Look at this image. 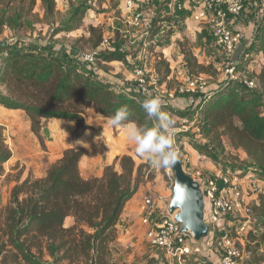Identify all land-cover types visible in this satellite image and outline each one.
<instances>
[{
  "label": "trees",
  "instance_id": "trees-1",
  "mask_svg": "<svg viewBox=\"0 0 264 264\" xmlns=\"http://www.w3.org/2000/svg\"><path fill=\"white\" fill-rule=\"evenodd\" d=\"M61 1L63 12L57 0H0V107L25 113L43 151L40 131L47 120L74 122L77 132H82L88 128L84 116L89 106L107 119L127 106L131 121L151 127L155 121L147 118L142 103L152 95L140 94L134 83L117 86L115 78L99 66L128 56L124 39L115 36L109 49L96 51L103 45L104 30L89 24L88 52H95L90 63L82 60L85 52L75 45L68 48L55 39L78 28L94 5L107 0ZM37 4L41 13L35 11ZM38 22L48 26L47 35H26ZM169 22V18H153L136 49L140 52L146 43V49L156 57L153 71L157 82L166 87L172 81L170 65L162 52L155 51L162 36L155 44L151 41L172 32ZM178 49L185 75H212V66L199 63L185 41L178 42ZM253 54L258 55L256 61ZM238 57L237 73L252 61L258 68L250 78L253 88L247 90L225 77L206 86L195 104L188 105L180 95L169 102L161 100L162 110L181 118L192 117L193 126L176 130L175 137H191L195 127V134L205 142L193 144V148L218 167L228 168L220 162L225 144L243 151L245 160L240 167L243 172H253L261 183L251 206L259 235L250 233L246 238L248 258L244 264H264V16L257 22L254 40ZM4 128L0 124V176L13 185L7 202L0 207V264H127L115 257L116 224L125 204L147 179L150 165L122 154L103 168L101 176L83 178L78 161L86 150L72 147L55 162L44 156L39 177L18 163L5 172L3 165L12 152Z\"/></svg>",
  "mask_w": 264,
  "mask_h": 264
},
{
  "label": "rangeland",
  "instance_id": "rangeland-1",
  "mask_svg": "<svg viewBox=\"0 0 264 264\" xmlns=\"http://www.w3.org/2000/svg\"><path fill=\"white\" fill-rule=\"evenodd\" d=\"M145 1H147L146 5H143V3L140 5L137 1L134 4L133 13L140 14V24L138 26H133L130 22H128V19L130 21V18H127L129 14L122 10L123 0H107L100 5H94L92 12L84 16L83 21L80 26H78V28L69 32L60 33L55 36V39L60 41L68 48H71V46L75 45L74 47L77 50L81 52H88L91 50L89 44L87 43V38L89 36L87 27L89 24L101 26L104 30L105 37L109 40L108 43L101 45L96 51L109 49L110 41L113 40L115 36L124 39L125 44L123 49L128 53V56L123 61H117L110 65L100 63L99 66L106 69L108 74L115 78V84L117 86L122 83L130 84L134 83L133 72L143 62H145L147 65V74L150 75L152 72L154 73L153 62L156 57L146 49V43H143V47L141 48L140 52H137L136 49L138 48L139 43L144 39L145 35H147L153 18H169V23L173 28V32L166 36L162 34L158 35L151 41V44H155L159 36H162V39L159 41V46H156L155 51H160L162 54H165L168 57L172 81L170 82V86L166 88L169 90L177 88L185 75V69L182 65V56L178 49V42L180 41L186 42V45L191 48L199 63L210 64L212 66L214 72L211 76L202 75L205 79L206 86L210 84H218L222 78H225L223 66L225 54L224 51L215 43L208 21H194V25L189 27V25H192V23H189L188 21L186 22L185 17H183L180 13L183 10L180 11L170 6L169 0ZM251 3H255V5L251 7ZM57 7L63 12L65 9L64 2L57 0ZM35 11L41 13L40 4H37ZM186 12L189 13L190 18H192L189 10ZM255 12H261V14H264V0H244L242 16L252 17ZM47 33L48 26L44 23L38 22L34 25V30L32 32L27 31L26 35L31 34V36H36L39 34L41 37H45ZM9 34V32L5 33V35ZM21 34L23 33L21 32ZM242 50L243 49H240L237 54V50H235V56H233V60L236 66L237 60L239 59L238 55ZM257 58L258 55H255V61ZM257 69L258 68L253 65L252 61L247 67L245 66L243 72H238L237 75L243 79H250L252 77V73H254ZM177 97L179 98V96ZM87 110L93 111V107L89 106ZM2 111L3 109L0 108V121L2 122L1 124L3 126H6V122H3L5 121V115ZM169 115L175 121V131L179 129L187 130L189 127L193 126V121H191L192 117L181 118L174 116L173 114ZM190 132L192 133L191 137L180 136L174 138V148L178 152L180 159L185 154H188L190 157L189 153L186 151L188 148L191 147L194 151H196L192 146L193 144H202L205 142L204 138L198 136V134H195V127H192ZM5 138L9 145L11 139L10 130H7L5 133ZM194 151H192L195 155L194 161H191L186 165H182L184 172L187 173L191 169H194L198 170L206 177L211 176L215 171L214 170L212 172V168L215 167V169H217V165L203 156H200L199 154L197 155ZM133 157L135 162H147L151 167V170H149L147 174V179L142 182L141 189L143 190L144 195H152L159 201L164 199L165 201L163 202V208H166L172 194V176L170 167H158L147 158L138 155L136 151H134ZM244 160L245 155L242 150L232 149L230 146H228V144H225L224 155L220 158V162L222 164L227 165L229 169L243 171V168L240 166L244 163ZM250 175L248 176L249 178H251ZM12 185L13 183L10 182V180L4 179L3 175L0 176V207L7 202L9 190ZM145 227L146 226L141 223V219L139 218L138 229L139 232H143L144 240L139 241L138 245L135 244L126 247L118 245L116 242L114 243V246H116L118 249V252L115 255V257H118L119 259L117 261H123L127 264H165V257L162 250L153 248L149 245L147 227ZM143 228H145V233ZM253 228L255 229L254 235L258 236L259 228L256 225ZM246 238L248 239V236ZM246 241L247 240H245L244 243L245 248ZM261 248H264V243L261 244ZM247 258L248 257L246 256L243 259L242 264H244Z\"/></svg>",
  "mask_w": 264,
  "mask_h": 264
},
{
  "label": "built area",
  "instance_id": "built-area-1",
  "mask_svg": "<svg viewBox=\"0 0 264 264\" xmlns=\"http://www.w3.org/2000/svg\"><path fill=\"white\" fill-rule=\"evenodd\" d=\"M179 10L187 7L196 22L208 21L213 39L224 51V76L237 81L248 89L254 87L251 79L238 77L233 56L242 36L228 26V20L237 18L244 9V0H172ZM135 0H123L122 8L130 15L131 24H140V14L133 13ZM107 43L104 37L103 44ZM95 52H85L82 60L90 63ZM147 65L141 63L133 72V82L142 95L159 96L169 102L180 95L188 105L197 102L206 87L202 75H184L175 89L158 84L156 75H148ZM182 165L189 163L181 158ZM218 167V166H217ZM198 182L203 199V220L208 225L207 236L195 241L190 233L181 232V225L168 214L167 207L159 206V200L152 195H143L141 200V223L147 227L148 243L162 250L165 264H186L191 259L197 264H209L208 253L212 252L218 264H241L247 256L246 237L253 233L256 225L252 216V202L259 192L261 183L251 171H236L218 167L211 176H204L198 170L187 172ZM251 174V175H250ZM250 175L251 178L248 176Z\"/></svg>",
  "mask_w": 264,
  "mask_h": 264
},
{
  "label": "crops",
  "instance_id": "crops-1",
  "mask_svg": "<svg viewBox=\"0 0 264 264\" xmlns=\"http://www.w3.org/2000/svg\"><path fill=\"white\" fill-rule=\"evenodd\" d=\"M136 1L139 2L140 5H142L141 3H143V5L147 4L145 0H135V3ZM169 4L176 8L174 1L169 0ZM254 5L255 3L250 4L251 7ZM182 10L183 11L180 10V13L185 17L186 22L192 23V25L188 24L189 27L193 26L195 22L190 18V14L186 12L188 11L187 7ZM242 15L243 13L236 19L231 18L228 20L229 28L239 32L242 36L236 48V54L240 49H244L254 40L257 22L264 16L261 12H255L252 17ZM128 17L130 18V15H128L127 18ZM128 22L131 23V20L129 21L128 19ZM163 55L168 61V57L165 54ZM255 55L256 54H253L254 57ZM114 62L117 61L106 63V65H110ZM1 109H3L2 112H4L5 115V121L3 122H6V126H4V136L7 130L11 131L9 148L12 152V157L3 165L5 172H8L13 165L18 163L20 167L23 166L25 170H30L35 177H39L42 173L44 156L49 162H55L61 157L65 149L72 147H81L86 150V153L78 161V168L83 178L101 176L103 168L106 165L112 164L119 155L128 154L131 157L134 156L135 146L127 139L124 127L110 126L108 123L109 119L99 116L92 110H87L85 113L84 121L88 128L82 132H77L74 122L64 119L47 120L40 131L45 145V151H43L37 138L30 131L29 122L25 113L22 110ZM41 121H44V119H41ZM1 123L0 121V124ZM188 149L186 151L191 158L188 154L182 157H186L189 162L194 161L195 155L192 152L194 150L191 147ZM194 152L198 155L196 151ZM213 168L212 172L215 170V167ZM143 195L144 192L140 188L132 199L125 204L116 224V243H118V245L128 247L135 244L138 245L139 241L144 240L143 232H139L138 229L139 218H141V200ZM164 201V199L159 201V206L162 208ZM145 228H143L144 233ZM208 257L209 264H218L217 258L212 252L208 253ZM186 264L197 263L189 259Z\"/></svg>",
  "mask_w": 264,
  "mask_h": 264
},
{
  "label": "clouds",
  "instance_id": "clouds-1",
  "mask_svg": "<svg viewBox=\"0 0 264 264\" xmlns=\"http://www.w3.org/2000/svg\"><path fill=\"white\" fill-rule=\"evenodd\" d=\"M146 116L155 123L149 127L130 120V109L121 106L109 119L110 126H123L127 139L135 146L138 155L158 167L168 168L178 161L174 148L175 121L164 110L159 96H152L142 103Z\"/></svg>",
  "mask_w": 264,
  "mask_h": 264
},
{
  "label": "water",
  "instance_id": "water-1",
  "mask_svg": "<svg viewBox=\"0 0 264 264\" xmlns=\"http://www.w3.org/2000/svg\"><path fill=\"white\" fill-rule=\"evenodd\" d=\"M170 170L172 194L167 204V212L181 225V232H188L195 241H199L208 233V225L203 220L204 206L199 184L184 172L179 156Z\"/></svg>",
  "mask_w": 264,
  "mask_h": 264
}]
</instances>
